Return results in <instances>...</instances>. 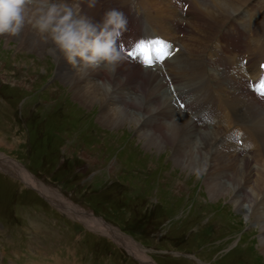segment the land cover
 I'll use <instances>...</instances> for the list:
<instances>
[{
    "label": "rangeland",
    "instance_id": "obj_1",
    "mask_svg": "<svg viewBox=\"0 0 264 264\" xmlns=\"http://www.w3.org/2000/svg\"><path fill=\"white\" fill-rule=\"evenodd\" d=\"M158 7L163 9L160 3ZM167 21L161 24L166 25ZM60 62L49 54L20 49L17 39L0 37V153L20 161L39 180L93 211L95 217L104 216L124 230L130 231L131 224L142 223L140 218H145L147 209L156 207L157 216L149 222L147 236L140 239L149 243L147 246H152V249L192 252L215 264H264V253L260 251V226L247 221L249 210L246 207L242 211L235 210L234 198L230 195L210 198L204 174L175 166L169 147L163 146L160 152L147 148L136 134V130L141 133L152 131L151 126L143 123L149 117L147 113L139 123L124 124L119 128L109 129L99 124L100 105L82 102L73 95L71 87L58 76ZM94 81L98 84V79L94 78ZM164 87L166 95L157 94L162 107L166 106L163 101L170 98ZM118 90L124 91L123 95L120 93L124 101H131L130 89ZM111 95L115 96L116 92ZM35 98H38L39 108L29 111L30 102ZM109 100L108 105L113 102L111 109L123 110V106L114 102L116 100H110V103ZM143 103L142 99L141 106ZM172 110L170 99L167 112L173 114L169 120L165 118L170 122L175 116ZM148 135L155 137L152 132ZM194 140L197 142L198 139ZM16 165L2 157L0 167L4 168H0V173L7 170L15 172ZM216 167L218 169V165ZM20 169L25 171L22 167ZM11 181L8 176L0 175V216L7 218L13 214V209L21 211L17 218H29L40 234L48 233L45 225L38 221L42 219L37 218L29 204L58 217L55 210L34 190H27L23 183ZM22 182L27 184L24 180ZM207 182H213V178ZM104 184L111 185L110 189L99 192ZM44 185L41 184L53 193L51 196L33 188L56 206L60 201L73 209V214L80 212L77 207L62 202L67 199L54 192L56 190ZM22 205L25 206V214L21 210ZM88 216L105 224L90 214ZM211 224L217 229L208 235ZM90 229L93 230H87L84 241L94 249L93 252L105 257L112 255L116 264H134L117 251L119 247L116 248L109 236ZM61 231L66 232L67 226ZM154 237L162 240L156 242ZM173 253L168 258L152 254L151 257L155 264H196L176 258Z\"/></svg>",
    "mask_w": 264,
    "mask_h": 264
},
{
    "label": "bare ground",
    "instance_id": "obj_2",
    "mask_svg": "<svg viewBox=\"0 0 264 264\" xmlns=\"http://www.w3.org/2000/svg\"><path fill=\"white\" fill-rule=\"evenodd\" d=\"M246 1L247 0H213L211 7L209 6L205 9L207 10V12L222 11L225 13H233L238 8L236 6L238 2L244 3ZM149 3L151 6H154V8H157L158 12L155 14V17L158 18L161 23L168 19L166 25L170 24V26L167 27L166 25L162 24L164 29L177 34L178 29L174 28L172 23H170V18L168 17L169 11L163 13V10H166L164 2L161 0H150ZM158 3L163 5V9L161 7H158ZM195 7H198L197 1L195 2ZM201 11L205 12V10L203 9H201ZM88 14L97 19H102L103 16V12L99 9L98 6H96V8L94 9L88 10ZM176 16L179 21L180 16L177 14ZM5 38H7V40H19L20 49L23 48V50L35 52L36 54L51 55L48 52L50 44L45 43L41 39L38 32L31 26H26L20 37ZM51 56L57 61L56 56ZM60 60L61 68L59 69L57 67L58 76L64 83L71 87L73 95L81 99L82 102H87L88 104H93L95 102L100 105V115L98 122L103 127L112 129L119 128L124 124L132 125L135 123H139L144 118V114L147 113L146 116H148L155 113L154 115L158 116L157 119L151 120L148 117L147 119H144L143 122L145 126H151L152 131H144L141 133L137 132L136 130V134L138 135L139 139H142L144 145L147 148H153L159 152L161 151L163 146L169 147L172 150L171 155L174 159L175 166L182 167L186 170L189 169L191 172L197 171L204 174V183L206 182L205 187L207 190L206 192L208 193L210 198L218 199L220 197L230 195L232 196V198H234L233 206L235 207V210L242 211L244 207H246L247 210H249V215L246 216L248 217L247 221H251L255 225H258V222H260V251L262 250V252L264 253V213L262 208V204H264V165L259 167V172L255 175L249 164H246L243 171H239L236 175L230 178L231 173H233L234 170L238 169L240 160L237 159L235 153L228 146L220 143L219 136L223 130L213 127L206 129L207 131L200 132L199 129L194 125V123L185 116H180L179 122H177L176 124L168 121L169 114L167 110L170 105L171 97L166 98V101H163L164 104H162L166 106L162 107V105L160 104L161 100L158 98L159 96L164 97L166 95V92L163 91V87L166 83L164 82L159 71L150 70L149 76L144 79V82L140 87V91L142 92L143 96L136 98L133 104L129 100L128 103L124 101L120 96L119 90L117 92L116 89L119 88L120 90H126L127 88L132 90V86L136 82L141 81L144 78V72L142 68L132 63L126 62L123 69H121L122 67L118 69L114 79L103 72H93L87 76H82L81 74H77L73 71L74 69L66 61V59L61 58ZM94 78L98 80H111L113 87H116L114 89L116 95L112 96L111 94L109 95L107 92H105L101 85L95 84ZM157 94H159L158 97ZM109 99L111 101L116 100L114 102L118 106H123V110L121 109L122 111H119V109L117 108L111 109L110 106H113V102H111V105H108L107 101ZM142 99L144 103L141 106ZM146 100L147 102L145 103ZM160 110H162V112ZM172 111H174V106ZM163 112H165L168 120H161L159 118V116ZM151 132L155 137L148 135V133ZM194 139H198L197 142H195ZM216 165L220 167H218L217 169ZM17 166L20 165L17 164L14 167L15 172L22 181L24 180L25 182H27V184H29L28 186L32 188L36 187V189H38L43 195L46 196H51L53 194L45 187L41 186V182L40 184L39 182L35 181L33 179V176L31 175V177L23 167L22 168L27 173L20 169L21 166ZM230 167L232 168V170L229 171L228 168ZM209 178H213V182L208 183L207 180ZM49 189L54 191V189L50 187ZM54 192L58 191L56 190ZM59 195L61 194L59 193ZM67 201L62 202H66L65 204L69 206L70 203H68ZM49 202L53 204L51 201ZM57 205H59L61 208L65 207V209L69 210V212L72 213L71 210L73 209L66 207L60 201L57 202ZM91 219V217H84L83 220L80 221L85 225H89L90 228L102 231L107 235V237L109 236V238H111L115 242H118L122 246L127 245V249L145 264H153L151 258L147 257L143 251L129 244V242L132 241H130L123 235H120L119 230V232L114 231V229L110 228V225H108L110 227H107L105 225L106 223L103 224L98 220Z\"/></svg>",
    "mask_w": 264,
    "mask_h": 264
},
{
    "label": "clouds",
    "instance_id": "obj_3",
    "mask_svg": "<svg viewBox=\"0 0 264 264\" xmlns=\"http://www.w3.org/2000/svg\"><path fill=\"white\" fill-rule=\"evenodd\" d=\"M100 0H0V37H20L31 26L41 39L50 44L48 52L72 66L74 72L87 76L103 72L114 79L128 60L121 44L127 30L122 11L110 8L97 22L84 12L96 8ZM123 81V80H122ZM109 95L114 91L111 80L97 81Z\"/></svg>",
    "mask_w": 264,
    "mask_h": 264
},
{
    "label": "snow or ice",
    "instance_id": "obj_4",
    "mask_svg": "<svg viewBox=\"0 0 264 264\" xmlns=\"http://www.w3.org/2000/svg\"><path fill=\"white\" fill-rule=\"evenodd\" d=\"M172 45L162 39H155L151 41H140L135 45L134 49L128 51V56L132 60H139L145 66L152 67L157 63H163L169 59L172 55ZM264 67V65H262ZM254 91L264 98V77L258 81L257 86L254 87ZM181 107L183 105L181 104Z\"/></svg>",
    "mask_w": 264,
    "mask_h": 264
}]
</instances>
